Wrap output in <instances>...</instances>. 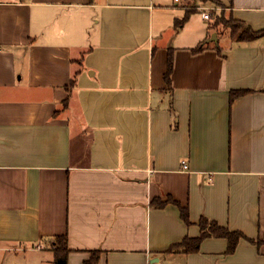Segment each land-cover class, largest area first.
I'll return each instance as SVG.
<instances>
[{
  "label": "crops",
  "instance_id": "obj_1",
  "mask_svg": "<svg viewBox=\"0 0 264 264\" xmlns=\"http://www.w3.org/2000/svg\"><path fill=\"white\" fill-rule=\"evenodd\" d=\"M186 3L0 0V264H55L57 235L68 264H264V35L176 27ZM226 4L264 28V0ZM202 217L233 253L169 250Z\"/></svg>",
  "mask_w": 264,
  "mask_h": 264
},
{
  "label": "trees",
  "instance_id": "obj_2",
  "mask_svg": "<svg viewBox=\"0 0 264 264\" xmlns=\"http://www.w3.org/2000/svg\"><path fill=\"white\" fill-rule=\"evenodd\" d=\"M205 2L207 0H201ZM198 9L194 7H187L185 5V14L182 18L176 20V26H182L189 16L195 13ZM214 17V16H213ZM213 19V18H212ZM229 22V24H227ZM229 26L231 28V36L235 38L237 42L252 41L262 35H264V28L261 30L253 29L249 24L244 21L231 18L230 21H227L224 13H217L215 21L210 24V29L219 31L218 27ZM204 44L201 43L197 47H194L193 52H200L204 49ZM173 50H169L168 57V69L165 73V80L170 85L171 83V74L173 71ZM247 90H233L231 92V99H234L242 94L247 93ZM167 201L155 200L154 203L157 206H164ZM175 202V201H174ZM177 203V202H175ZM178 204V203H177ZM180 206V204H178ZM182 218L186 223H190L189 212L187 207L180 206ZM199 225L201 233L198 237H185L180 243L173 245L169 250L170 251H180V252H196L199 248L201 241L209 236L223 237L228 241V246L226 253L231 254L236 250V247L241 238L245 235L238 230H231L227 226L220 225L217 221L210 220L206 217H202L199 220ZM254 241V240H252ZM51 250L53 252V260L55 264H68V255L71 251L68 247V237L67 235H57L52 239ZM260 244L261 240H256ZM100 258V250H91L90 257L83 261L82 264H96Z\"/></svg>",
  "mask_w": 264,
  "mask_h": 264
},
{
  "label": "rangeland",
  "instance_id": "obj_3",
  "mask_svg": "<svg viewBox=\"0 0 264 264\" xmlns=\"http://www.w3.org/2000/svg\"><path fill=\"white\" fill-rule=\"evenodd\" d=\"M182 1L183 2L184 1L186 2L187 1V3H186L187 7H194V8H197L198 9L195 13H193L194 18L201 19L202 12L198 8L199 6L200 7L203 6V7H210L211 8L212 18L213 19L209 20L210 23L205 24V28L206 27L208 29L210 28V24L215 21V17L217 15V13H222L223 12L227 21H230L231 18H233V15L230 12V9L228 7V4H226V3H228V0H207L205 2H202L201 0H182ZM183 9L185 10V5H184V8ZM227 24H229V22H227ZM218 29L220 30V33L227 34V35L231 36V28H229V26H222V25H220L218 27ZM212 35L210 36V38L212 37ZM51 244H52V242L50 243V245Z\"/></svg>",
  "mask_w": 264,
  "mask_h": 264
},
{
  "label": "built area",
  "instance_id": "obj_4",
  "mask_svg": "<svg viewBox=\"0 0 264 264\" xmlns=\"http://www.w3.org/2000/svg\"><path fill=\"white\" fill-rule=\"evenodd\" d=\"M175 1L176 2L178 1L179 2L180 0H175ZM199 9L201 10L202 17L205 20L209 21V20L212 19V11H211V8L210 7H203V6H201V7H199ZM182 164H183V167L185 169L188 167L187 162L185 160L182 161Z\"/></svg>",
  "mask_w": 264,
  "mask_h": 264
},
{
  "label": "water",
  "instance_id": "obj_5",
  "mask_svg": "<svg viewBox=\"0 0 264 264\" xmlns=\"http://www.w3.org/2000/svg\"><path fill=\"white\" fill-rule=\"evenodd\" d=\"M210 40H214L216 43L218 42V37L216 33H213L212 37L210 38Z\"/></svg>",
  "mask_w": 264,
  "mask_h": 264
}]
</instances>
